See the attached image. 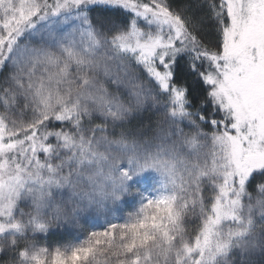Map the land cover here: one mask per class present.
<instances>
[{
  "label": "snow or ice",
  "instance_id": "6c2138e0",
  "mask_svg": "<svg viewBox=\"0 0 264 264\" xmlns=\"http://www.w3.org/2000/svg\"><path fill=\"white\" fill-rule=\"evenodd\" d=\"M0 264H264V0H0Z\"/></svg>",
  "mask_w": 264,
  "mask_h": 264
},
{
  "label": "rangeland",
  "instance_id": "374dc122",
  "mask_svg": "<svg viewBox=\"0 0 264 264\" xmlns=\"http://www.w3.org/2000/svg\"><path fill=\"white\" fill-rule=\"evenodd\" d=\"M155 120L156 117L154 116ZM136 202L134 199L129 198L127 203L123 206L120 213L121 218L123 214L127 211H131L135 208ZM76 235L73 230L68 228H59L52 230V234L48 235L46 238H41V243H47L48 246H54L57 244H63L65 242H75Z\"/></svg>",
  "mask_w": 264,
  "mask_h": 264
}]
</instances>
